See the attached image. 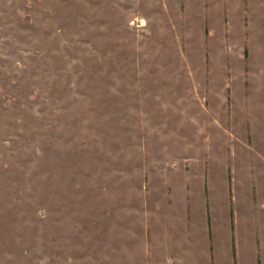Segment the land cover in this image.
<instances>
[{
	"label": "rangeland",
	"instance_id": "374dc122",
	"mask_svg": "<svg viewBox=\"0 0 264 264\" xmlns=\"http://www.w3.org/2000/svg\"><path fill=\"white\" fill-rule=\"evenodd\" d=\"M195 173L264 264V0H0V264H196Z\"/></svg>",
	"mask_w": 264,
	"mask_h": 264
},
{
	"label": "crops",
	"instance_id": "0c3cea01",
	"mask_svg": "<svg viewBox=\"0 0 264 264\" xmlns=\"http://www.w3.org/2000/svg\"><path fill=\"white\" fill-rule=\"evenodd\" d=\"M179 208L185 215V219L193 223V226H187L186 237L192 236L195 232L194 237H198L199 241L196 240L194 251L197 252L196 264L198 260L202 261V264H214L212 258V248L210 243V224L209 218L210 213L216 211L214 205V200L211 198L209 200L208 192L209 187L205 185L204 174L199 175L198 173L191 174L190 176L184 174L180 177L179 185ZM227 204H223V209L225 210ZM188 214V215H187ZM254 247H260L261 237L257 242H253ZM202 244V246H201ZM254 248V249H255ZM255 251V250H254ZM191 252V251H190ZM226 261L229 260V251L225 252Z\"/></svg>",
	"mask_w": 264,
	"mask_h": 264
}]
</instances>
